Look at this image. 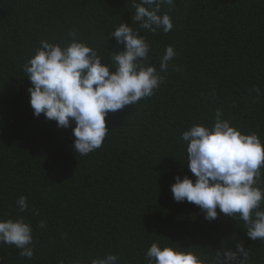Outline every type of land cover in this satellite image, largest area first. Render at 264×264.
<instances>
[{
    "label": "trees",
    "instance_id": "1",
    "mask_svg": "<svg viewBox=\"0 0 264 264\" xmlns=\"http://www.w3.org/2000/svg\"><path fill=\"white\" fill-rule=\"evenodd\" d=\"M139 2L0 0V219L24 216L34 237L31 259L0 244V264H89L107 253L119 264H147L145 252L156 241L191 250L205 264H215L218 252L223 262V250L242 244L249 264H264V240L247 237L242 220L219 208L207 220L170 190L176 176L195 180L182 132L210 125L217 109L264 145V0H174L167 34L138 28L132 17ZM120 23L145 36L151 51L140 62L165 82L152 97L109 112L102 146L81 156L73 148L74 123L58 127L43 113L33 115L22 66L42 39L64 45L75 31L115 71L110 58L124 45L111 32ZM165 45L178 55L161 71ZM22 195L29 205L23 213L15 203ZM241 260L237 253L227 264Z\"/></svg>",
    "mask_w": 264,
    "mask_h": 264
},
{
    "label": "clouds",
    "instance_id": "2",
    "mask_svg": "<svg viewBox=\"0 0 264 264\" xmlns=\"http://www.w3.org/2000/svg\"><path fill=\"white\" fill-rule=\"evenodd\" d=\"M163 5L169 10H164ZM174 6V0H140L133 4L132 19L140 22L138 28L149 33L167 34L174 27L169 15ZM76 35L69 31L72 39L64 45L42 39L22 67L31 82L28 93L33 115L43 113L47 119L55 120L58 127L67 128L74 123L73 148L84 156L102 146L108 133L105 116L109 112L152 97L165 77L151 63L140 62L149 58L151 46L145 36L128 24L120 23L111 32L116 42L124 45L123 51L110 58L115 68L111 72L107 64L101 63L96 50ZM177 55L174 46L165 45L159 58L161 71H166ZM173 68L179 71L177 66ZM255 90L259 92L258 87ZM221 117L222 111L217 109L210 125L193 123L182 132L187 167L195 180L174 177L175 182L170 185L173 199L199 206L207 220L216 219L219 208L224 215L242 220L252 241L264 240V145L255 132L244 134L237 125ZM15 203L20 212L29 210L26 196H20ZM38 227H44V222ZM33 239V228L24 216L0 219V244L12 245L20 250V256L31 259ZM237 253L242 256L240 264H249L250 252L242 244L236 245V251L223 250V262L218 252L215 264L235 261ZM119 259L107 253L92 258L89 264H119ZM145 260L147 264H205L191 250L161 245L158 241L147 248ZM59 264L65 262L61 260Z\"/></svg>",
    "mask_w": 264,
    "mask_h": 264
}]
</instances>
